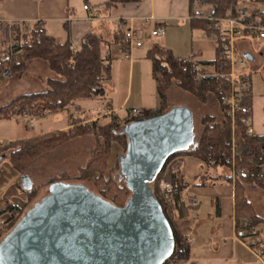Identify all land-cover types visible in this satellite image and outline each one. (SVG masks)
<instances>
[{
	"label": "crops",
	"instance_id": "1",
	"mask_svg": "<svg viewBox=\"0 0 264 264\" xmlns=\"http://www.w3.org/2000/svg\"><path fill=\"white\" fill-rule=\"evenodd\" d=\"M107 2L0 0V21L39 22L45 34L57 43H69L74 47L80 45L85 35L95 33L104 39L102 53L112 58L110 78L103 83V97L77 100L70 107L34 118L31 126L28 119H0V145L68 129L77 118L81 119L80 124L95 122L102 126L109 123L112 116L124 121L132 108L153 113L159 101L152 61L147 56L153 42H160L178 58L188 59L195 55L196 61L214 59L216 39L199 27L193 28L190 15L192 5L199 6L203 14L211 15L213 8L210 5L195 0H138L110 7L106 6ZM159 26L165 29L164 35L153 37L151 31ZM130 28L137 30L143 45L130 49L125 57L123 45L114 36ZM236 45L239 55L248 52L244 50L240 54L241 42L237 41ZM256 69L263 71L264 64L250 71ZM208 70L212 71L211 68ZM246 73L250 81L247 102L251 109V127L254 135L264 136V71L256 78L250 72ZM50 75L43 64L33 61L18 83L24 88L39 89L42 87L39 78ZM91 145L89 135L76 137L34 160L23 174L10 165L6 155L1 156L0 211L8 204L25 208L26 193L37 188L38 179L51 177L47 174L56 165L60 172L76 170L88 160ZM113 147L118 159V145L114 143ZM178 159L186 187L181 196L182 216H177L174 224L176 230L189 240V257L178 264H264L258 256L259 250L236 237L235 184L196 185L198 178L206 176L209 182L210 178L220 175L221 170L209 168L191 155H182ZM243 191L254 211L264 218L256 208L258 205L264 207V192L253 185L244 186Z\"/></svg>",
	"mask_w": 264,
	"mask_h": 264
},
{
	"label": "trees",
	"instance_id": "2",
	"mask_svg": "<svg viewBox=\"0 0 264 264\" xmlns=\"http://www.w3.org/2000/svg\"><path fill=\"white\" fill-rule=\"evenodd\" d=\"M138 0H108L106 6H116L122 3ZM194 1V0H192ZM200 4H208L213 8L211 14L215 18H223L229 11L235 9L240 0H195ZM264 6V0H251ZM193 7V5H192ZM264 23V10L261 14ZM207 18L191 17V26L206 29ZM39 22L29 24L13 21L8 24L4 21L1 25L5 39L11 35L14 46L20 53L14 55L6 64L0 66V79L5 77L4 72L9 71V76L14 74L22 79L29 64L38 61L51 73L50 76L39 78L42 87L31 92L21 93L10 101L0 105V119H28L43 117L48 113L60 111L70 107L80 99L103 97V83L110 78L111 57L102 53L104 39L95 33H89L82 38L79 46L74 49L69 43L59 44L47 34L37 33ZM24 33L25 39L20 41V34ZM123 35L116 33L114 36L118 43L123 45ZM148 58L152 61L153 76L158 92V107L141 118L152 114L167 111L166 91L175 86L191 95L199 103L213 102L217 114L205 113L200 117L199 128L195 133L193 143L187 149L171 155L163 165L161 171L151 184L154 196L160 203L163 213L167 218L174 237V249L171 256L163 264H178L189 257V240L182 236L175 228L174 219L182 216L184 205L181 200L182 192L186 185L184 176L179 166L178 157L191 155L201 160L209 168L221 170L220 175L210 178H198L196 185L204 186L215 182H228L235 184V207L237 227L246 230L259 231L257 250L264 256V240L261 239L260 225L264 218L253 209L250 201L243 195L246 185H253L264 190V136L247 134V126L236 123L234 132L231 130L230 120L225 114L220 96L224 90L218 89L210 79L196 78L193 65H198L203 72H220L224 67L222 50L219 41L215 47V57L211 61H196L195 55L182 59L175 57L172 52L160 42H153L147 51ZM248 97L245 103L248 104ZM126 117L120 122L115 116L105 125L80 124L81 119H73V126L65 129L38 135L30 139L7 141L0 145V157L6 155L10 165L23 174L25 168L37 157L54 150L58 146L83 135H89L93 140V149L85 166L80 168L77 179H90L98 190L97 195L108 200L116 206H123L130 195L124 176L119 173V160L110 165L112 146L118 144L123 153L126 149L127 139L123 127L136 120ZM194 128V124H193ZM233 169L237 170L233 174ZM247 172L246 177H241L238 171ZM118 172V178L123 183H118L113 174ZM69 176L62 174L48 182V187L53 183H66ZM165 182L168 188H161L160 183ZM93 192V191H92ZM34 196V190L27 195L26 204ZM7 210H16L18 218L8 219L3 227L0 226V240L15 225L23 215L24 208L8 204L0 215Z\"/></svg>",
	"mask_w": 264,
	"mask_h": 264
},
{
	"label": "water",
	"instance_id": "3",
	"mask_svg": "<svg viewBox=\"0 0 264 264\" xmlns=\"http://www.w3.org/2000/svg\"><path fill=\"white\" fill-rule=\"evenodd\" d=\"M243 57L253 60L248 52ZM123 132L127 144L118 160L130 190L125 204L81 183H53L0 240V264H163L171 256L172 229L151 184L171 155L192 145V112L173 106Z\"/></svg>",
	"mask_w": 264,
	"mask_h": 264
},
{
	"label": "built area",
	"instance_id": "4",
	"mask_svg": "<svg viewBox=\"0 0 264 264\" xmlns=\"http://www.w3.org/2000/svg\"><path fill=\"white\" fill-rule=\"evenodd\" d=\"M86 9L87 6H84ZM264 7L258 3L249 0V4H239L234 10L229 11L223 18H215L210 14H203V10L194 5L191 9V17H205L207 18L206 29L213 33L216 41H219V46L222 50V59L224 67L220 72H203L198 65H193L196 73V78L210 79L213 84L218 86V89L224 90L220 96V102L224 106L225 114L230 120L231 130L234 132L236 123L239 121L241 124L247 126V134H254L251 127L250 113L251 109L245 103L248 96L250 81L249 76L244 71L246 66V59L237 53L236 42L241 38H255L264 40V23L261 20V14ZM4 21H0V66L6 64L14 55L20 53L19 49L14 46V40L11 35L9 39H5L1 25ZM11 24V21H7ZM38 35L44 34V28L39 26L37 28ZM165 33V29L159 26L151 31L153 37H161ZM20 34V41L25 39V35ZM123 44L126 47L124 56H128V51L132 48L141 47L143 45L137 30L130 28L124 32ZM71 48H75L71 46ZM144 112L138 108L129 110V116L134 118H141ZM34 118H28L29 126L32 125ZM237 170L233 169V174ZM241 177H246L247 172L244 170L238 171ZM161 188H168L169 185L165 182L160 183ZM19 213L16 210H7L0 216V226L5 225L8 219L18 218ZM259 231L257 229L246 230L244 227L236 229V237L240 238L246 245L251 248L258 246ZM258 256L263 260V255L258 251Z\"/></svg>",
	"mask_w": 264,
	"mask_h": 264
},
{
	"label": "rangeland",
	"instance_id": "5",
	"mask_svg": "<svg viewBox=\"0 0 264 264\" xmlns=\"http://www.w3.org/2000/svg\"><path fill=\"white\" fill-rule=\"evenodd\" d=\"M244 3L249 4V0H240L239 4L243 5ZM210 34L214 39H216V37L213 33H210ZM238 41L241 42V47L239 50L240 54H242L243 51L245 50V51H248L254 57V61H252V62L246 61V66L244 68V71L250 72V74L254 78H256L257 74H259V73L262 74L264 70L263 71L257 70V69L254 71H250V70H252V68H254V67H259L260 65L264 64V40H260L257 37H255V38H253V37L248 38L247 37V38H241ZM243 47H245V48L243 49ZM23 78L21 80H23ZM19 81L20 80L14 74H12L10 76L8 74L7 76L0 79V105L10 101L12 98L16 97L17 95H19L21 93H26V92H31V91L37 90V88H33L30 86L24 88L21 83H18ZM166 94H167V104L169 107L184 105L190 109V111L192 112V116H193V124H194L195 133L198 131L199 120H200V117L202 115H204L205 113L217 114V110L215 108V106H216L215 103H213V102H208L207 104L199 103L191 95H189L188 93L182 91L181 89H179L175 86L169 87L166 91ZM64 144H62V145H64ZM93 144L94 143L92 140L89 158L91 155V150L93 149ZM62 145H60V146H62ZM60 146H58V147H60ZM57 148H55V149H57ZM51 151H53V150H51ZM51 151H49V152H51ZM115 151H117V150H115ZM49 152H47V153H49ZM47 153H45V154H47ZM118 153L123 154V151L119 145H118ZM45 154H43V155H45ZM43 155H41L39 157H42ZM114 156H115L114 155V147L112 146V155L110 157V165H113L118 160L117 157L115 156V158H114ZM39 157H37V158H39ZM89 158H88V160H89ZM36 159H34V160H36ZM88 160L86 161L85 164H83L82 166H80L76 170L73 169L74 171L72 170L71 172H60V170L58 169L59 166L56 165V166H54L53 170L49 174H47L50 176L52 175L51 177H48V179L43 178L45 180H42L41 178L38 179L36 182V183H38L37 184L38 186H37V188L33 189L34 190V196L32 197L31 201L28 204H26V206L24 208V212L27 209H29L35 202L39 201L44 195L47 194L48 182L55 179V178L60 177L62 174L69 176L68 180H66V183H81V184L85 185L90 191L97 193L98 190L93 185L92 180H90V179H77V176L80 174V172H79L80 168L85 166L87 164ZM31 163L25 168L24 172H26L28 170ZM73 167L74 166H72V168ZM54 172H57V174H55ZM113 176L118 183L119 182L123 183L118 178V172H115L113 174ZM44 177H47V176H44ZM257 188H259V187H257ZM261 190L264 192L263 189H261ZM26 194L28 195L29 193H26ZM27 195H26V199H27ZM243 195L247 198L244 191H243ZM262 196L264 198L263 193H262ZM258 206L256 208L258 209V211H260V213L262 215H264V207L260 206V205H258ZM24 212H23V214H24ZM260 229H261V232H260L261 239L264 240V225Z\"/></svg>",
	"mask_w": 264,
	"mask_h": 264
}]
</instances>
